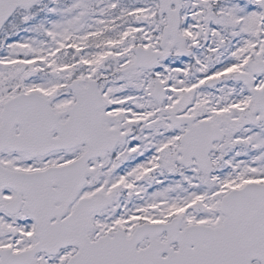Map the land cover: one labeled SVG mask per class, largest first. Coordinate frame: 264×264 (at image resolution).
I'll return each mask as SVG.
<instances>
[{
  "label": "snow or ice",
  "instance_id": "6c2138e0",
  "mask_svg": "<svg viewBox=\"0 0 264 264\" xmlns=\"http://www.w3.org/2000/svg\"><path fill=\"white\" fill-rule=\"evenodd\" d=\"M0 264H264V0H0Z\"/></svg>",
  "mask_w": 264,
  "mask_h": 264
}]
</instances>
